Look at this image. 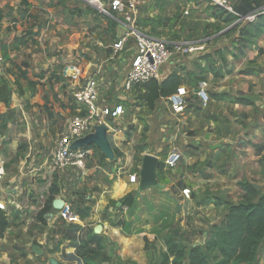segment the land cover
Masks as SVG:
<instances>
[{
  "label": "crops",
  "instance_id": "1",
  "mask_svg": "<svg viewBox=\"0 0 264 264\" xmlns=\"http://www.w3.org/2000/svg\"><path fill=\"white\" fill-rule=\"evenodd\" d=\"M111 2L0 0V88H4L0 94V145L5 144V152L1 153L10 163L0 185V197L7 207L9 221V228L0 238V264H50L51 258L61 264H85L78 257L77 248L81 231L94 232L98 226L91 222L94 217L102 221L103 231L97 236L106 238L110 244L105 248V255L112 258V264L136 261L137 248L132 244L139 246L141 234L125 233V222L121 225L120 219L110 216V212L118 213L126 207L119 203L118 210L109 207L112 201L121 199L104 195V189L113 185L102 186L101 175L107 173L104 164L93 159L91 166L83 170L74 165L55 167L53 164L55 136L58 140L61 135L57 120L64 119L67 127L74 113L77 89L68 77L74 70L81 72L82 82L101 77L108 84L101 91L108 104L118 102L119 96L125 98V103L122 102L125 112L111 123L109 133L114 150L124 145L125 138L116 142L123 131L114 125H121L128 106L134 104L135 93L126 96L122 84L136 45L132 38L134 45L131 43L122 53H115L113 46L130 31L170 45L187 43L198 47L191 55L172 56L161 67L160 82L179 76L178 89L184 88L188 95L181 114L175 113L167 102L169 97L153 101L152 106L145 104L147 111L144 112L148 113L142 115L143 123H138V130L145 128L139 137L147 145L142 160L147 154L157 156L163 164L159 168L162 170L170 154H181V165L170 169L174 172L172 177L180 178L174 181L172 185L177 182L174 187L185 184V166H193L203 159L213 161L204 167L207 171L211 167L214 171L219 168L218 172L233 169L229 174L233 178L237 175V181H241L240 173H244L246 182L263 186L258 174L259 161L264 159V14L257 22L249 23L237 21L235 14L200 0H172L165 14L171 17L179 13L185 21L178 31L166 30L170 32L166 36L160 25L144 26L153 17L154 9L159 13L165 0H150L140 8L139 18L138 10L132 24L119 21L124 16L111 9ZM185 11L190 14L185 16ZM203 82L207 83L208 92L204 102L198 95ZM5 91L7 97L2 95ZM249 145L255 146L257 152ZM99 151L93 148L91 158ZM119 180L131 185L126 195L138 190L129 178ZM56 182L59 193L53 195L52 202L64 200L70 215L68 223L79 226V229L61 231V235H55L57 226L49 222L50 214L46 223L37 219ZM98 189L101 192L97 197L94 190ZM80 194L84 199H79ZM134 205L137 206L135 201ZM87 208H91V214L82 221L76 211ZM206 236L201 238L202 243ZM54 237L64 238L60 248H54L50 241ZM114 243L118 247L116 251ZM185 245L189 246V242ZM35 246L40 247L43 255L33 252ZM120 248L126 257L124 260L119 259ZM261 254L259 262L264 264V249Z\"/></svg>",
  "mask_w": 264,
  "mask_h": 264
},
{
  "label": "rangeland",
  "instance_id": "2",
  "mask_svg": "<svg viewBox=\"0 0 264 264\" xmlns=\"http://www.w3.org/2000/svg\"><path fill=\"white\" fill-rule=\"evenodd\" d=\"M171 1L172 0H165V3L162 4L158 11L159 13H155L154 9L153 17H149L144 22V26L160 25L163 27L161 32H165L166 36L172 31H178V27L185 20L179 13H176L171 17H168L165 14V8ZM230 2L233 5L235 4V0H230ZM139 14L141 16L140 10L137 15L138 18ZM142 21L140 24H143ZM229 21L233 22V20ZM262 22L264 23V19H262ZM166 30H170V32H166ZM131 43L134 45V42ZM131 43L129 45H131ZM126 50L127 48L125 51ZM129 50L133 49L129 48ZM107 53L110 54L111 51L108 49ZM102 84H104L102 85L103 88L108 85L105 84V82H102ZM2 90H4V88H0V94ZM143 90L142 87L137 88V92L132 96L134 104L128 106V113L125 118L120 121L121 125H114L117 130L120 129L123 131V134H119L116 142L120 143L125 138L124 145L119 146L118 148L119 154L116 156L115 163H110V161L108 163L104 157L100 156V151L98 154L94 152L93 158L88 157L85 160V168L91 166L93 159H97L99 164H104L107 173L101 175L103 187L110 186V184H113L116 180H128L129 178L130 181L136 184V190L138 188L139 174L143 161L142 154L147 150V145L144 144L143 137H139L145 128L138 130L140 127L138 123H143L142 115L148 113L144 112V110H146L144 106L147 103V93L143 92ZM2 95L7 97L6 91ZM136 119L137 123L134 122ZM57 121L58 132L60 134L66 132V121L64 119ZM57 138L58 136L56 135V142ZM4 145L5 144L3 143L0 147L3 153L5 152ZM249 147L255 149V151L257 149L253 145H249ZM212 162L213 161L203 159V161L199 160L198 163L193 166H185L186 169L184 170V173L186 176H184L183 179L185 184L183 183V186L178 184L175 187L174 185L177 182H175L174 185L172 184L174 181L180 180V178L177 179L172 177V173L174 172L170 171V169L164 165V168L162 170L159 169L158 171V181L161 185L166 186V189L161 192L157 189H151V191L148 190L141 193L144 199L139 198L135 200L137 206L129 205L126 206V208H122L119 212L117 211L118 213L110 212V216H116L115 220H121L119 224L122 225L125 222L124 229L127 231H124L125 233L129 234L130 231H132L133 233L141 234L142 240L139 246L136 247V243L132 244L133 248H137V251L135 257L133 255L130 256L132 258L134 257L136 261H125L124 264H159L161 260L160 255L166 251L164 240L170 238L182 245L187 244V242H189V245H203L204 243H202L201 238H204L207 235L213 225L220 224L223 219L226 207L221 204L240 203L242 201L243 191L241 190L239 183L246 182L244 176H242L244 173H240L241 181H237V175L233 178V174H229L233 169H225L224 171L218 172L219 168H216L214 171L211 167L212 170L207 171L206 168L208 164L212 165ZM178 165H181V162ZM259 165L261 168H259L260 174H258V176L263 183V186L258 187V189L260 192L264 193V159L259 161ZM5 166L6 169L10 166V163H8L6 159ZM251 170L252 172L254 171L253 169ZM224 177L227 181H224ZM134 178L136 179L135 181ZM234 181L236 182L234 183ZM123 182L127 192L131 188V185L128 182ZM94 192H97L98 197L101 189L94 190ZM81 195L82 194L79 195L80 200L84 199ZM104 202L105 200H103V203ZM53 212L55 217H50L48 220L53 224L55 222V226H57L56 229H54L55 235H61V231L67 229H79L78 225L68 223L71 221L67 209L60 211L53 210ZM72 212H75V208ZM59 214H63L62 218L59 217ZM91 222L94 226L96 224L102 225V221L99 222V217H94ZM105 224V226H109L108 222H105ZM86 232L87 230L83 229L80 235V237L83 236L84 241H86L87 237ZM141 232H143V234ZM106 240V238L101 237L99 243L95 242L89 245L88 248L93 251V254L87 256V258H89V261L92 264H112V258L105 255V248L107 247L108 249L110 245ZM50 241L55 245L54 248H60L65 240L64 238L54 237ZM114 245L116 246V243H114ZM116 250H118L117 246L115 247V251ZM119 251V259H126V257L122 255V248H120ZM116 254L118 255L117 252ZM46 257L48 258L47 254ZM260 263L261 262H259V264Z\"/></svg>",
  "mask_w": 264,
  "mask_h": 264
},
{
  "label": "built area",
  "instance_id": "3",
  "mask_svg": "<svg viewBox=\"0 0 264 264\" xmlns=\"http://www.w3.org/2000/svg\"><path fill=\"white\" fill-rule=\"evenodd\" d=\"M98 2V0H95ZM150 0H112L111 9L114 12L122 14L128 24L135 21V14L148 4ZM215 7L226 10L237 16V21H247L255 23L259 17L264 14V8L258 9L247 16H239L234 12L233 4L229 0H200ZM189 11H185L184 15L188 16ZM135 40V54L130 60L129 70L126 73L122 91L126 92V96H132L137 92L138 87H144L146 84L161 79V67L167 64L174 55L188 56L198 50L197 46L187 43H178L174 45L168 44L166 41L152 39L137 31L127 32L113 46L115 53H122L131 43V39ZM68 77L76 86L74 93V113L68 121L66 132L61 133L56 142V149L53 158L55 167H65L74 165L79 169L85 168V160L92 157L93 149L72 151L70 146L76 140L84 138L88 134L95 131V127L106 124L110 127L112 122L117 121L125 112V98L119 96L118 102L108 104L104 95L101 93L103 86L100 78L94 76L87 78L85 82L81 81L80 71H71ZM207 83H201L198 95L202 102L208 99L206 90ZM188 93L184 88L167 98V102L172 106L177 114L184 111L186 96ZM120 102V103H119ZM111 129V128H110ZM1 147V145H0ZM181 154L172 153L165 160V165L169 169H173L180 164ZM6 174L5 159L0 149V185ZM136 179L134 178V181ZM66 206L63 210H66ZM0 211L7 212V207L0 197Z\"/></svg>",
  "mask_w": 264,
  "mask_h": 264
},
{
  "label": "trees",
  "instance_id": "4",
  "mask_svg": "<svg viewBox=\"0 0 264 264\" xmlns=\"http://www.w3.org/2000/svg\"><path fill=\"white\" fill-rule=\"evenodd\" d=\"M262 8L264 0H235L233 5L234 12L239 16H247ZM179 86V76L163 82L152 81L144 86L147 102L152 106L153 101L172 96L178 91ZM93 148L97 149L96 146L87 149ZM115 153L116 156L119 154L116 148ZM160 167H163V164ZM239 186L243 191L242 201L221 204L226 207L223 219L220 224L210 228L203 245L186 246L172 238L166 239L164 240L166 251L160 255L159 264H259L261 251L264 249V193L249 182H241ZM58 193L59 187L56 182L50 189V197L44 208L37 216L41 223L47 222L53 208V195ZM138 198L144 199L138 191H133L119 201H112L109 207L118 210L120 209L117 207L118 203H121L122 207L131 206ZM91 211V208L78 209L76 215L84 221L90 216ZM8 228V216L0 211V238ZM86 234V241L83 240V236L80 237L77 255L85 264H92L87 256L92 255L93 251L88 247L92 243H99L101 237L95 235L92 230H87Z\"/></svg>",
  "mask_w": 264,
  "mask_h": 264
},
{
  "label": "water",
  "instance_id": "5",
  "mask_svg": "<svg viewBox=\"0 0 264 264\" xmlns=\"http://www.w3.org/2000/svg\"><path fill=\"white\" fill-rule=\"evenodd\" d=\"M119 21L127 23L124 17H120ZM110 127L106 124H102L95 127V131L91 134H88L84 138L76 140L70 146L72 151L85 150L96 146L100 152L110 161L114 162L116 160V153L113 148L112 143L109 139ZM161 161L157 156L147 154L144 156L142 169L139 175L138 182V192L144 193L150 189L164 190L165 186L161 185L158 181V170L160 168ZM121 205V203H119ZM66 206V203L62 199H56L53 202V209L55 211L63 210ZM50 217H54V212L50 213ZM103 231V226L98 225L94 228V233L100 235ZM33 252L36 255H43V251L40 247H33ZM50 264H61L56 258L50 259Z\"/></svg>",
  "mask_w": 264,
  "mask_h": 264
},
{
  "label": "clouds",
  "instance_id": "6",
  "mask_svg": "<svg viewBox=\"0 0 264 264\" xmlns=\"http://www.w3.org/2000/svg\"><path fill=\"white\" fill-rule=\"evenodd\" d=\"M104 195L110 197L113 200H119L126 195V188L124 182L116 180L110 188L104 189Z\"/></svg>",
  "mask_w": 264,
  "mask_h": 264
}]
</instances>
